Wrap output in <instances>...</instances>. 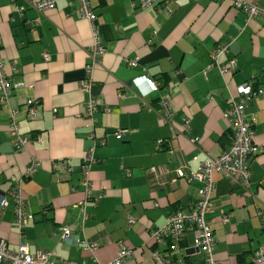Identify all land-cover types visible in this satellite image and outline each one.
Returning <instances> with one entry per match:
<instances>
[{
  "label": "crops",
  "instance_id": "0c3cea01",
  "mask_svg": "<svg viewBox=\"0 0 264 264\" xmlns=\"http://www.w3.org/2000/svg\"><path fill=\"white\" fill-rule=\"evenodd\" d=\"M243 1L257 3L263 14L249 19L232 0H161L148 9L137 0H90L97 39L106 50L94 63L95 37L78 15L76 0H58L43 12L21 0H0V45L7 72L18 83L0 104V203L8 200L5 209L0 206V239L10 251L24 243L31 256L43 252L58 264H108L123 243L134 250L127 264H160L157 251L173 261L202 263L192 230L181 251L156 245L151 232L196 202L202 183L192 175L231 144L233 124L226 118L231 101L242 96L245 85L264 87V0ZM24 6L21 16L17 8ZM33 20L31 32L27 21ZM219 45L229 46L220 63L234 61V73L222 75L211 67ZM88 65L93 84L87 93L81 83ZM146 77L160 84L159 91H150ZM91 96L98 103L92 121L85 116ZM164 97L171 102V124L161 120ZM28 101L37 104L34 118ZM13 111L20 135L29 139L22 150L10 133ZM245 113L262 152L251 162L249 193L214 174L208 219L214 222L215 258L221 264H252L264 246L258 218L264 210V97L253 98ZM160 140L164 144L158 147ZM93 149V200L85 218L78 207L84 200L80 167ZM33 161L37 172L24 178ZM57 161L75 173L59 181ZM180 170L186 177H179ZM17 185L34 215L24 237L15 226L10 196ZM65 227L71 233L63 239ZM83 242L97 247L85 249Z\"/></svg>",
  "mask_w": 264,
  "mask_h": 264
},
{
  "label": "built area",
  "instance_id": "2783aa9c",
  "mask_svg": "<svg viewBox=\"0 0 264 264\" xmlns=\"http://www.w3.org/2000/svg\"><path fill=\"white\" fill-rule=\"evenodd\" d=\"M14 2L16 0H13ZM25 5L37 12H43L54 9L58 0H21ZM78 3V15L87 20L92 28L95 37V44L92 47L91 58L93 62L101 60L105 54V48L99 44L97 39V32L95 27V16L93 15L90 0H76ZM139 7L142 9L158 8L161 0H137ZM221 1V0H220ZM233 7L246 14L249 19H255L263 14L259 6L255 2H248L243 0H232ZM160 11V9H158ZM26 7H18L17 13L24 16ZM37 20L27 21V25L31 32L35 30ZM228 45H219L211 54V67L219 69L222 75L234 73L236 70L234 61H229L227 64H221V57L229 54ZM47 59L48 56L44 55ZM129 66L135 67L136 61H130ZM86 79L81 83V88L84 92H90L93 84V66H86ZM145 83L151 92L159 91L160 84L150 78H145ZM10 78L7 72L6 63L3 58V53L0 45V104H5L13 88L17 87ZM242 96L239 99H233L230 103L229 109L226 112V118L233 124V137L230 146L217 159L201 162L197 173L192 175V178L202 183V187L198 191L197 200L189 210H178L172 213L164 227L153 230L151 238L156 245H169L172 251H181V245L188 229L194 233V247L202 255L201 264H221L215 258L216 241L214 235V222L208 219V216L214 210V202L212 200V193L215 188L214 174L218 173L231 183L232 187H236L246 193L250 192L251 180V162L262 152V149L255 143L253 132V123L248 120L246 116V108L253 98L261 96L264 97V87L253 88L245 85L242 87ZM28 115L34 118L38 113L37 104L33 101H28ZM160 107L164 110L161 120L165 124L172 123V106L169 98L164 97L160 101ZM98 109V103L94 97H90L86 103L85 116L93 120L94 114ZM16 112H12L10 124V133L14 139V145L17 150L25 148L29 139L20 135V127L15 121ZM186 127H184V130ZM196 143V140L193 141ZM104 144V142H103ZM164 141L160 140L157 143L161 147ZM94 149L86 152L83 163L80 167L82 180L81 187L83 189L84 200L78 204L81 212L86 218V206L88 202L93 200V185L90 178L91 168L95 164ZM38 170L37 161H33L25 171L24 178H30ZM53 170L59 172V181L67 180L75 173V169L68 166L65 161H57L53 165ZM179 177H186L183 170L179 171ZM10 196L15 200V226L18 228L21 237H24V232L29 224L34 219L26 208V203L22 199L20 188L17 185L10 191ZM8 205L6 198L2 199L0 206L5 209ZM222 221L228 222V216L223 215ZM258 218L261 220L264 227V210L258 213ZM135 220L130 218L129 226L134 224ZM71 231L68 227L63 228V239L70 235ZM85 249L94 251L96 245L88 242H83ZM134 254V250L125 244H119V250L116 258L108 264H127L129 259ZM155 260L160 264H187L185 260L176 259L170 260L162 253L157 251L155 253ZM0 264H58L53 262L46 253L40 252L36 256H31L26 244H21L18 251L13 252L8 249L7 243L0 239ZM100 264V263H98ZM252 264H264V246L260 247L254 254Z\"/></svg>",
  "mask_w": 264,
  "mask_h": 264
}]
</instances>
